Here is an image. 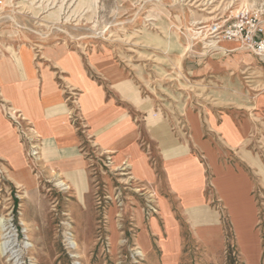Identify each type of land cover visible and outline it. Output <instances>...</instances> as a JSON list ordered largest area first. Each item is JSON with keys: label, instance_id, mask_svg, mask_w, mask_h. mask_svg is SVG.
Returning <instances> with one entry per match:
<instances>
[{"label": "rangeland", "instance_id": "rangeland-1", "mask_svg": "<svg viewBox=\"0 0 264 264\" xmlns=\"http://www.w3.org/2000/svg\"><path fill=\"white\" fill-rule=\"evenodd\" d=\"M251 18L264 26V0H0V58H41L40 51L62 45L84 57L94 53L93 64L95 53L107 55L155 103L180 142L194 146V115L204 122L211 113L250 122L246 144L220 156L264 171V53L223 37L228 26ZM219 27L220 33L210 34ZM70 95L73 103L77 95ZM2 98V113L24 135L26 120L11 117ZM141 143L148 146L144 138ZM84 148L90 160L85 199L67 177L81 173L38 172V147L25 151L32 175H38L29 194L0 157V264H176L164 259L158 236L150 235L147 251L140 244L142 230L150 231L158 214L157 190L143 187L128 169L116 171L111 156L92 143ZM201 158L204 204L180 209L172 203L180 234L177 264H252L245 231L234 223ZM258 175L253 172L257 221L251 230L260 247L258 264H264V186Z\"/></svg>", "mask_w": 264, "mask_h": 264}, {"label": "crops", "instance_id": "crops-1", "mask_svg": "<svg viewBox=\"0 0 264 264\" xmlns=\"http://www.w3.org/2000/svg\"><path fill=\"white\" fill-rule=\"evenodd\" d=\"M40 53L42 57L36 54V59L0 58V95L5 99L4 105L19 109L27 119L23 121L27 124L24 135L18 134L0 109V157L10 163L11 171L23 167L26 148L34 149V145L40 149L38 172L81 173V177H67L78 197L85 199V173L90 160L84 145L92 143L111 156L110 166L116 171L128 169L131 178L143 187L157 190L158 214L150 219V231L142 230L140 244L147 251L150 235L158 236L163 239L164 259L176 260L177 264L180 234L172 203L180 209L204 204L207 173L202 156L211 167L212 184L234 223L245 231L246 255L252 258V264H258L260 247L251 230L257 221L253 172L259 174L258 180L264 186V171L260 167L255 171L249 166H235L220 156L222 151L227 154L246 144L252 130L250 122L228 114L225 119V115L214 113L204 122L194 115L197 124L190 121L191 147L189 142L174 138L155 103L144 98L134 78L107 55L95 53L97 64H93L90 56L94 53L84 57L66 45ZM70 94L77 95L79 105L71 103ZM141 118L143 121L139 122ZM82 128L86 131L81 132ZM141 138L148 143L145 148Z\"/></svg>", "mask_w": 264, "mask_h": 264}, {"label": "built area", "instance_id": "built-area-1", "mask_svg": "<svg viewBox=\"0 0 264 264\" xmlns=\"http://www.w3.org/2000/svg\"><path fill=\"white\" fill-rule=\"evenodd\" d=\"M255 20L251 18L247 21L242 19L234 22L224 30V39L241 42L243 47L255 54L264 53V26ZM222 28L219 27L214 31L220 33Z\"/></svg>", "mask_w": 264, "mask_h": 264}, {"label": "bare ground", "instance_id": "bare-ground-1", "mask_svg": "<svg viewBox=\"0 0 264 264\" xmlns=\"http://www.w3.org/2000/svg\"><path fill=\"white\" fill-rule=\"evenodd\" d=\"M216 31H214V32H211L210 34H213V33H215ZM68 53V52H67ZM66 55V54H65ZM67 56V55H66ZM65 57V56H64ZM73 90H75V89H73ZM75 100V99H74ZM2 101L3 102H5V99L4 98H2ZM74 102H77V105H79V103H78V101L76 100V101H74ZM2 107H4V108H6V111L11 115V117H14V118H16V119H20V122H21V120L23 121V120H27L26 119V117L23 115V114H21V111L19 110V109H17V108H15V107H12V106H10V107H8V106H2ZM20 115V116H19ZM20 117V118H19ZM71 118V117H70ZM152 120V119H151ZM150 120V121H151ZM12 121V120H11ZM155 121V120H154ZM42 123V122H41ZM151 125V124H150ZM153 125V124H152ZM16 130H17V128H16ZM17 133H18V130H17ZM12 135V134H11ZM5 136V135H4ZM20 136V135H19ZM18 138V137H17ZM7 143V142H6ZM15 143H16V141H15ZM20 146V145H19ZM21 147V146H20ZM33 148H36V146H32ZM19 151H21V149L19 150ZM6 154V153H5ZM12 154H13V152H12ZM38 153H35V155H37ZM8 156V155H7ZM40 156V155H39ZM37 157V160L38 159H40V157ZM10 172V174H9V176L14 180V182L16 183V185H17V187L18 188H22V189H24L26 192L25 193H27V194H29V191H30V187L32 186V185H34V179H37L36 177H38V175H36V177L34 178V176L32 175V172L34 173V170H33V167H32V165H30L29 164V162H27V160H26V163H23V167H18L17 169H16V171H11V170H9ZM21 171H24V172H21ZM51 172H52V170H51ZM54 173H55V171H53ZM15 174H17V176H15ZM8 176V177H9ZM60 185L62 186V185H64V186H66V188L67 189H70V185H68L65 181H62L61 183H60ZM240 190V189H239ZM233 195H231V197H232ZM2 228H4V226H2ZM1 228V229H2ZM2 232H3V230H2ZM74 242V241H73ZM72 244V243H71ZM174 264V263H173Z\"/></svg>", "mask_w": 264, "mask_h": 264}]
</instances>
